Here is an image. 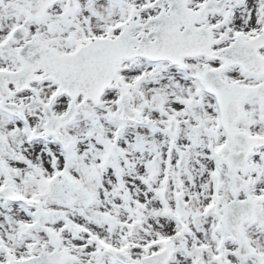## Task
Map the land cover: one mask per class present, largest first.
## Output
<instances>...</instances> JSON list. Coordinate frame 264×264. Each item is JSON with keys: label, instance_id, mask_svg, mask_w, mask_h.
<instances>
[{"label": "snow or ice", "instance_id": "1", "mask_svg": "<svg viewBox=\"0 0 264 264\" xmlns=\"http://www.w3.org/2000/svg\"><path fill=\"white\" fill-rule=\"evenodd\" d=\"M0 264H264V0H0Z\"/></svg>", "mask_w": 264, "mask_h": 264}]
</instances>
